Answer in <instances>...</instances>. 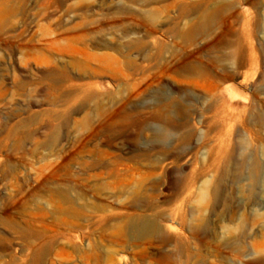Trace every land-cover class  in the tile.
<instances>
[{
  "label": "rangeland",
  "instance_id": "rangeland-1",
  "mask_svg": "<svg viewBox=\"0 0 264 264\" xmlns=\"http://www.w3.org/2000/svg\"><path fill=\"white\" fill-rule=\"evenodd\" d=\"M0 264H264V0H0Z\"/></svg>",
  "mask_w": 264,
  "mask_h": 264
},
{
  "label": "water",
  "instance_id": "water-1",
  "mask_svg": "<svg viewBox=\"0 0 264 264\" xmlns=\"http://www.w3.org/2000/svg\"><path fill=\"white\" fill-rule=\"evenodd\" d=\"M234 90H241L242 92H244L241 88L237 87V86H233Z\"/></svg>",
  "mask_w": 264,
  "mask_h": 264
},
{
  "label": "bare ground",
  "instance_id": "bare-ground-1",
  "mask_svg": "<svg viewBox=\"0 0 264 264\" xmlns=\"http://www.w3.org/2000/svg\"><path fill=\"white\" fill-rule=\"evenodd\" d=\"M235 117L234 116H232V118L231 119H234ZM260 121H262V119L260 120ZM142 232H146L147 231V228H144L143 230H141Z\"/></svg>",
  "mask_w": 264,
  "mask_h": 264
}]
</instances>
